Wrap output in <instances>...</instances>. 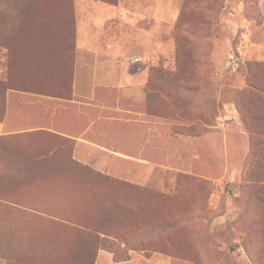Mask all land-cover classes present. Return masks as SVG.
Returning a JSON list of instances; mask_svg holds the SVG:
<instances>
[{
  "label": "rangeland",
  "instance_id": "obj_1",
  "mask_svg": "<svg viewBox=\"0 0 264 264\" xmlns=\"http://www.w3.org/2000/svg\"><path fill=\"white\" fill-rule=\"evenodd\" d=\"M115 1L0 0V259L264 264V0H165L139 22ZM78 39L108 83L147 86L142 116L84 100L82 139L105 151L43 124L83 116L45 103L70 95Z\"/></svg>",
  "mask_w": 264,
  "mask_h": 264
},
{
  "label": "crops",
  "instance_id": "obj_2",
  "mask_svg": "<svg viewBox=\"0 0 264 264\" xmlns=\"http://www.w3.org/2000/svg\"><path fill=\"white\" fill-rule=\"evenodd\" d=\"M124 4V5H123ZM164 5H165V0H118V4L116 5V8L123 9V11H135L137 12L136 15L134 16V20H141L140 17H148L149 18H155L157 21L160 18L163 20V11H164ZM103 7V6H102ZM123 7V8H121ZM145 12V13H144ZM161 12V13H160ZM138 21V22H139ZM134 24H137V22H134ZM87 42H90V40H87ZM85 43V42H84ZM82 43L80 39H78V50H77V67H76V75H75V81L73 84V98L70 101H64V100H59V99H54V98H47L45 100V103H49L48 101L53 100L56 101L55 104H58L61 102L62 107H66L65 105L71 107L72 109L76 110L77 112H81L83 116L75 120L73 118H70L71 124H72V129H69L71 131L70 134L65 133L64 131L60 130L61 132L55 131V133H58L64 137H68L71 139H74L76 141V146L77 149L78 147H84L88 146L94 150V152L103 150L101 147L90 143L86 140L82 139V135L84 134L83 132V120L85 111H86V106L84 103V100H91V101H96V100H101L103 98V95L100 94L102 91H107L108 93L111 94V97L115 99V107L112 108H97L96 112H99L100 114H103L105 110L109 109L111 113H113L115 116H125V117H136L138 116L139 112L135 109L137 103L141 104L142 110L144 107L148 105V100H147V93L145 92L147 86L145 83H139L136 80L138 78H135L137 76L132 75L128 71H126V77L125 81L120 82V83H108L107 78L102 77L101 75H109L110 71L106 69H101L100 68V58L99 57H93L94 59L92 60L93 63L90 64V62H86L88 60V57L85 56L86 51H85V44ZM87 65V67H86ZM112 73H122V71L116 70L112 71ZM84 75H92L90 77V81L86 82L83 80L82 76ZM126 101L133 104V108L128 110L125 109L122 105V102ZM66 102V104H63ZM93 106V105H92ZM95 107V105L93 106ZM88 109V108H87ZM90 110V109H88ZM91 113V112H90ZM9 115H10V110H8L6 120L3 123H0V135H3L6 133V130L8 127H14L15 124L13 125L11 120H9ZM48 115H45L44 120V125L46 129L54 131L53 128L49 127V125H54L53 122L50 123L48 119ZM53 115V114H52ZM143 115V114H139ZM61 116L66 117L65 112H62ZM69 121V118L66 119V122ZM131 121H134V119H131ZM31 122V121H30ZM9 123V125H8ZM36 123V121L32 122ZM19 126L22 125L21 123L18 124ZM70 127V125L68 126ZM62 128H66L62 125ZM96 129V123H92V126L89 128V131L95 130ZM103 129V128H102ZM101 129V130H102ZM14 133V132H13ZM9 134V133H7ZM163 140V137L158 136V141H157V153H161L159 150L160 148L163 149V143L159 142V140ZM142 147L148 148L149 143H144L143 141L141 142ZM99 149V150H96ZM105 151V150H103ZM104 153V152H103ZM114 153V152H110ZM145 264H171L170 259H165V258H154L152 260L150 259H145ZM0 264H4V259H0ZM95 264H134L133 261H121V262H116L114 260L113 255L110 252L101 250L98 254L97 260Z\"/></svg>",
  "mask_w": 264,
  "mask_h": 264
},
{
  "label": "trees",
  "instance_id": "obj_3",
  "mask_svg": "<svg viewBox=\"0 0 264 264\" xmlns=\"http://www.w3.org/2000/svg\"><path fill=\"white\" fill-rule=\"evenodd\" d=\"M118 3V0H116L115 1V4H117ZM73 84H74V82H72V84L68 87V92H69V96L68 97H63V96H54V95H47V97H50V98H54V99H59V100H64V101H70V100H72V98H73ZM164 86L163 85H161V88H158V91H160L162 94H161V97H164V94H163V91H164ZM159 97V96H158ZM159 100V99H158ZM54 104L56 103V101H54L53 102ZM6 116V115H5ZM5 118V117H4ZM26 125L27 124H22V125H20V126H22V127H26ZM49 127H51V128H53V129H60V128H62V126H56L55 124L54 125H49ZM26 129H28V128H26ZM84 129V128H83ZM36 132H38L39 130H35ZM57 131V130H56ZM62 131H64V132H66V131H69V132H67L68 134H70L71 133V131L66 127L65 129H62ZM84 132H85V129L83 130ZM88 131H89V129H88ZM83 132V133H84ZM85 133H88V132H85ZM84 133V134H85ZM56 134H58V133H56ZM59 136H61V137H64V136H62V135H60L59 134ZM83 136V135H82ZM61 139H64V138H61ZM72 140V139H71ZM74 140H72V142H73ZM98 254L99 253H97L96 254V256H95V258H94V261H93V263L92 264H95V262H96V260H97V257H98ZM113 255V254H112ZM114 257V256H113ZM114 260L116 261V262H121V261H117L116 259H115V257H114ZM172 264H175V262L173 261L172 262Z\"/></svg>",
  "mask_w": 264,
  "mask_h": 264
}]
</instances>
